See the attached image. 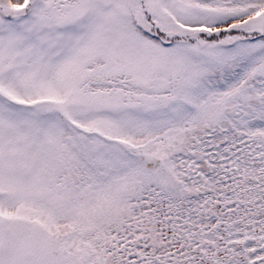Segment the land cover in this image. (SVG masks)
Instances as JSON below:
<instances>
[{
    "label": "rangeland",
    "instance_id": "obj_1",
    "mask_svg": "<svg viewBox=\"0 0 264 264\" xmlns=\"http://www.w3.org/2000/svg\"><path fill=\"white\" fill-rule=\"evenodd\" d=\"M192 2L0 0V264H80L96 250L85 216L120 213L147 173L169 184L170 151L258 99L250 79L202 86L234 56L264 74V9L191 27ZM154 130L162 145L139 152ZM127 218L116 226L130 246Z\"/></svg>",
    "mask_w": 264,
    "mask_h": 264
},
{
    "label": "trees",
    "instance_id": "obj_2",
    "mask_svg": "<svg viewBox=\"0 0 264 264\" xmlns=\"http://www.w3.org/2000/svg\"><path fill=\"white\" fill-rule=\"evenodd\" d=\"M192 4L196 17L191 27L237 22L264 9V0ZM227 63L207 73L202 86L206 94L225 92L250 79L249 89L258 99L236 101L223 125L195 134L185 149L170 151L165 164L169 184L147 173L134 182L120 213L98 210L85 216L94 222L85 236L96 250L80 256V264H264V74L253 72V62L245 57L234 56ZM165 135L154 130L135 148L149 154L152 150L146 149L161 146ZM118 149V158H130ZM126 163L133 166L132 160ZM135 164L134 155L137 171ZM67 197L77 198L75 192ZM123 218L134 221L130 246L116 226ZM74 238L85 242L76 234Z\"/></svg>",
    "mask_w": 264,
    "mask_h": 264
}]
</instances>
